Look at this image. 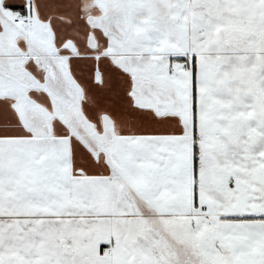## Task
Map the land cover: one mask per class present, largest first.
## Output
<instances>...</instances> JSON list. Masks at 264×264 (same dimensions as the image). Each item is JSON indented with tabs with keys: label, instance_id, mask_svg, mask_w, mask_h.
<instances>
[{
	"label": "snow or ice",
	"instance_id": "snow-or-ice-1",
	"mask_svg": "<svg viewBox=\"0 0 264 264\" xmlns=\"http://www.w3.org/2000/svg\"><path fill=\"white\" fill-rule=\"evenodd\" d=\"M0 264H264V0H0Z\"/></svg>",
	"mask_w": 264,
	"mask_h": 264
}]
</instances>
